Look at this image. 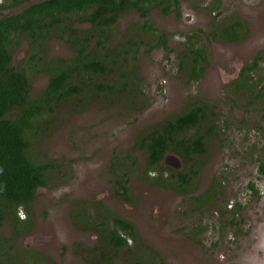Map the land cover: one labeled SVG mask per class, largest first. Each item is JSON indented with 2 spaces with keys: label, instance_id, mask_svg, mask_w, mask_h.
<instances>
[{
  "label": "rangeland",
  "instance_id": "obj_1",
  "mask_svg": "<svg viewBox=\"0 0 264 264\" xmlns=\"http://www.w3.org/2000/svg\"><path fill=\"white\" fill-rule=\"evenodd\" d=\"M216 1L182 0L180 18L153 11L156 24L170 33L169 47L142 46L130 74L145 93L137 91L135 105L148 102L147 107L139 111L125 104H94L75 114L70 109L58 111L49 118L50 125L41 124L35 136L34 157L51 160L62 168L58 169L61 172L55 170L49 185L38 191L31 211L32 226L14 239L12 253L29 255L40 264H105L100 254L111 252L108 245L72 221V200L82 198L100 200L134 223L139 242L157 249L165 264H264V173L260 170L264 162V0H222L221 18L236 14L246 18L250 36L240 43L210 44L209 67L198 81L187 83L178 68L186 35L200 29L212 31L217 9L212 13L206 6L214 7ZM18 9L0 11V15ZM138 20V13H127L119 28L123 30ZM27 52L28 43L21 39L13 49L16 66ZM74 54L61 39L50 40V58ZM249 66L253 67L248 81L252 87L238 90L241 75ZM48 80L46 73L34 77L30 97H39ZM199 100L218 114V127L209 139L206 164L191 192L181 194L152 185L138 179L136 170L130 181L138 198L136 205L115 198L109 172L113 156L134 149L136 138L146 128ZM134 153L144 164L145 152L136 148ZM162 164L189 171L175 152L166 154ZM210 187L209 203L197 206L193 198L206 195ZM233 210L238 212L237 223L225 225ZM19 216L27 217L24 212ZM11 234V223L5 220L0 227L2 254L9 251L7 239ZM129 244L130 248L137 245ZM136 256L124 250L115 264H135Z\"/></svg>",
  "mask_w": 264,
  "mask_h": 264
},
{
  "label": "trees",
  "instance_id": "obj_2",
  "mask_svg": "<svg viewBox=\"0 0 264 264\" xmlns=\"http://www.w3.org/2000/svg\"><path fill=\"white\" fill-rule=\"evenodd\" d=\"M181 1L0 2L1 12L21 8L0 15V227L8 220L12 228V234L5 238L9 251L7 255L0 252V264H40L34 257H21L11 250L14 239L32 226L31 211L38 191L49 185L55 170L61 172L58 169L62 168L51 160L34 157L35 136L39 134L41 124L50 125L49 118L58 111L70 109L75 114L94 104L103 107L125 104V107L133 106L139 111L147 107L148 102L141 107L135 105L137 91H144L134 83L130 74L137 66L142 46H148V49L169 47L170 33L156 24L153 11L180 18ZM216 2L214 7L206 6L212 13L217 9L211 23L212 31L200 29V32L186 35L185 48L178 54V68L187 83L200 80L208 69L210 44L240 43L250 36L248 20L238 14L221 18L224 11L220 9L222 0ZM130 12L138 13L140 20L122 30L120 20ZM52 38L64 41L75 52L74 56L50 58L49 42ZM21 39L27 41L28 52L16 66L13 49ZM251 70L252 66L245 67L238 90L246 91L252 87L248 84ZM42 73L48 74V85L39 97L31 98L32 80ZM217 118L213 108L199 100L192 102L183 112L170 114L146 128L136 138L134 149L113 156L109 166L113 196L136 205L138 198L130 186L136 170L138 179H145L152 185L181 194L191 192L206 164L207 146L218 127ZM136 148L145 152L144 164L135 155ZM169 152L181 155L189 171L164 166L162 162ZM260 170L264 173V162ZM251 189L254 194L258 193L253 184ZM210 190L211 187L206 195L193 198L197 206L209 203ZM71 207L73 223L96 233L100 242L111 250L107 256L100 254L105 264H115L124 250L137 255L135 264H165L157 249L144 241L139 242L135 224L107 204L80 198L73 199ZM21 212L26 214L25 219L20 218ZM237 213L233 210L232 218L225 225H235ZM204 229L200 228L201 231ZM3 239L0 237V247ZM130 241L137 245L130 248Z\"/></svg>",
  "mask_w": 264,
  "mask_h": 264
}]
</instances>
